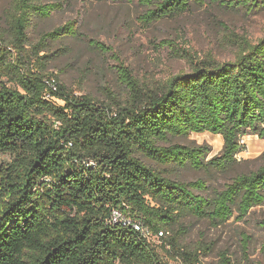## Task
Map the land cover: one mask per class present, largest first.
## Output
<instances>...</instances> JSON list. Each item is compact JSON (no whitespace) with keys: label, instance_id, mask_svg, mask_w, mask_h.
I'll return each instance as SVG.
<instances>
[{"label":"trees","instance_id":"obj_1","mask_svg":"<svg viewBox=\"0 0 264 264\" xmlns=\"http://www.w3.org/2000/svg\"><path fill=\"white\" fill-rule=\"evenodd\" d=\"M76 1L134 5L151 26L210 0ZM211 1L229 9L264 7V0ZM72 4L14 0L0 17V264H203L212 248L187 244L182 222L245 221L264 205V166L212 195L205 180L182 182L167 169L227 173L239 164L246 137L264 140V37L253 42L227 29L232 56L224 61L176 49L190 71L154 83L120 63L127 97L106 103L75 95L49 72L55 55L41 56L51 42L82 37L78 21L42 34L36 44L29 39L35 19ZM206 133L223 138L219 155L212 157L207 144L177 142ZM115 211L162 234V251L133 224L114 223ZM247 249L244 239L249 261ZM217 264L232 261L222 253Z\"/></svg>","mask_w":264,"mask_h":264},{"label":"rangeland","instance_id":"obj_2","mask_svg":"<svg viewBox=\"0 0 264 264\" xmlns=\"http://www.w3.org/2000/svg\"><path fill=\"white\" fill-rule=\"evenodd\" d=\"M14 0H0V17L11 9ZM143 10L128 4L81 3L73 0L64 12L53 13L48 19H35L29 29V39L36 44L42 34L52 31L69 21L79 22L82 37L51 42L41 56L55 55L49 72L58 77L77 96H91L96 101L111 103V97L125 99L126 88L120 83L118 66L123 63L145 83L165 81L168 78L189 72L187 63L176 54V49L189 50L200 58L212 55L218 60L231 59L228 45L224 42L227 29L247 36L257 42L264 37V7L229 9L223 4L209 3L197 7L183 17L169 19L147 26L139 18ZM104 44L109 51L104 53L91 46L90 41ZM170 41L173 47L164 45ZM119 59V60H118ZM182 144H207L211 156L223 150V138L209 133L192 135L190 139L177 140ZM244 151L240 154L236 169L227 172H204L192 169H167L173 179L192 182L206 181L207 195L221 191L238 174H248L264 166V140L258 136L246 137ZM10 161V156H2ZM152 166L154 163L144 159ZM159 169H163L162 167ZM187 234L183 239L191 246L204 243L212 248L203 264H217L220 255L226 253L232 264H264V205L254 208L245 221L231 219L225 225L214 227L209 222L188 218L182 222ZM161 235L152 234L150 242L162 251ZM248 240L247 261L243 241ZM164 258L173 263L163 253Z\"/></svg>","mask_w":264,"mask_h":264},{"label":"built area","instance_id":"obj_3","mask_svg":"<svg viewBox=\"0 0 264 264\" xmlns=\"http://www.w3.org/2000/svg\"><path fill=\"white\" fill-rule=\"evenodd\" d=\"M52 86H54V81H52ZM57 88H55L56 90ZM240 154L237 156L238 160H240ZM113 222L114 223H119V222H123L124 224H133L134 228L136 229V231H142L144 233H146L147 237H150L152 234L147 231L144 230L142 228V226L140 224L137 223H132L128 218H126L125 216H123V214L120 211H115L113 214ZM162 235V234H160Z\"/></svg>","mask_w":264,"mask_h":264}]
</instances>
